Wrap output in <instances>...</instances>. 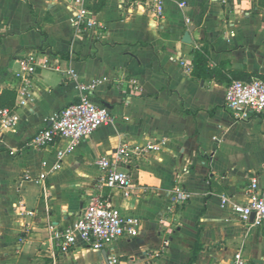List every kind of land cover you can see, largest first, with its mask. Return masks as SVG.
Masks as SVG:
<instances>
[{"label": "crops", "instance_id": "0c3cea01", "mask_svg": "<svg viewBox=\"0 0 264 264\" xmlns=\"http://www.w3.org/2000/svg\"><path fill=\"white\" fill-rule=\"evenodd\" d=\"M86 2L101 31L75 30L70 0H0V108L19 116L0 127V264H103L111 253L120 264H235L236 253L242 264H264V224H244L220 203L223 194L244 202L252 177L264 190V111L236 120L224 104L232 80H264V0H166L157 20L124 0ZM195 49L221 66L217 77L192 78ZM30 56L47 66H35L31 98L17 107ZM91 80L99 81L91 101L111 121L38 182L56 146L37 149L32 136ZM148 143L159 149L121 165L125 191L102 189L137 219L136 235L102 249L78 240L60 253L51 230L76 221L99 193L97 160ZM176 186L186 201L174 199Z\"/></svg>", "mask_w": 264, "mask_h": 264}, {"label": "built area", "instance_id": "2783aa9c", "mask_svg": "<svg viewBox=\"0 0 264 264\" xmlns=\"http://www.w3.org/2000/svg\"><path fill=\"white\" fill-rule=\"evenodd\" d=\"M165 1L124 0V3L131 2L142 7L157 20L163 15ZM70 3L72 11L70 23L75 30L101 31L103 29L102 23L95 18L86 0H70ZM36 65L47 66V62L37 63L34 56L28 58V62L24 65L25 74L22 76V84L16 89L17 107L25 105L31 98L30 77ZM98 83L97 80L79 83L78 99L71 101L52 115L48 125L32 136L30 144L37 149H49L56 146L51 163L45 159L40 161V172L36 177L38 182L41 183L49 173L60 169L64 158L80 144L82 139L90 136L99 126L111 121L109 109L91 101V94L94 93ZM224 104L236 120H245L252 112L264 111V80L260 78L232 80L226 87ZM15 109L0 108L1 128H12L18 123L19 116ZM62 140L66 141V145L57 146L56 144ZM158 149L159 146L155 143H148L141 147H128L123 144L117 148L111 159L99 158L97 160L101 171L99 193L91 199L76 221L62 229L51 230L50 239L60 253L69 252L78 240L83 241L91 249H102L120 237L136 235L137 219L123 216L114 207L110 198L102 193V189L115 188L125 191L130 185V176L121 165L128 162L130 153L137 154ZM28 177L26 174L25 178ZM173 194L174 199L180 203L189 198V193L181 186L174 187ZM220 203L221 206L229 205L232 215L244 224L249 223L250 226L264 224V190L258 187L256 177L250 180L244 202H237L229 195L223 194L220 197ZM251 215L253 218L250 222ZM234 258L235 264L243 263L239 253H236ZM103 264H120V261L115 254L111 253Z\"/></svg>", "mask_w": 264, "mask_h": 264}, {"label": "trees", "instance_id": "16d2710c", "mask_svg": "<svg viewBox=\"0 0 264 264\" xmlns=\"http://www.w3.org/2000/svg\"><path fill=\"white\" fill-rule=\"evenodd\" d=\"M193 70L191 73L192 78L194 79H205L209 78L211 76L217 77L219 74L220 68L215 67V68H210L208 66L209 59L206 55V52L201 49H195L193 52ZM242 80H249V79H242Z\"/></svg>", "mask_w": 264, "mask_h": 264}, {"label": "water", "instance_id": "95a60500", "mask_svg": "<svg viewBox=\"0 0 264 264\" xmlns=\"http://www.w3.org/2000/svg\"><path fill=\"white\" fill-rule=\"evenodd\" d=\"M184 42H188V41H190V39H189V33H185V37H184ZM251 218H253V215H251Z\"/></svg>", "mask_w": 264, "mask_h": 264}]
</instances>
